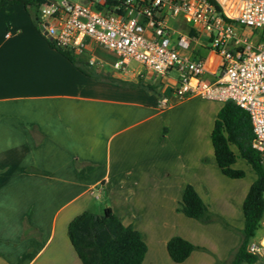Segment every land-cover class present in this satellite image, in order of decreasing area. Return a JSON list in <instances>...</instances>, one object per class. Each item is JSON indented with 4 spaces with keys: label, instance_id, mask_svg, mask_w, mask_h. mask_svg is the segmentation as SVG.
<instances>
[{
    "label": "crops",
    "instance_id": "0c3cea01",
    "mask_svg": "<svg viewBox=\"0 0 264 264\" xmlns=\"http://www.w3.org/2000/svg\"><path fill=\"white\" fill-rule=\"evenodd\" d=\"M167 24L173 35L192 27L176 16ZM193 29L196 40L184 53L203 59L204 76L214 79L220 55ZM255 30V40L250 29L240 32L256 45L262 33ZM96 51L98 77L51 46L26 7L0 8V264H81L67 225L91 211L94 189L140 231L147 244L142 264H165L169 237H184L174 227L185 218L176 210L184 186L191 184L205 202L198 189L208 190L209 162L200 131L213 153L210 133L223 103L177 100L174 71L156 76L142 66L121 73L112 52Z\"/></svg>",
    "mask_w": 264,
    "mask_h": 264
},
{
    "label": "built area",
    "instance_id": "2783aa9c",
    "mask_svg": "<svg viewBox=\"0 0 264 264\" xmlns=\"http://www.w3.org/2000/svg\"><path fill=\"white\" fill-rule=\"evenodd\" d=\"M43 0L36 23L54 48L68 49L91 66L101 64L97 47L112 52L113 68L126 72L131 60L155 75L174 71L172 94L177 100L198 96L233 101L251 120L254 147L264 163V0ZM180 17L207 35L220 55V74L204 76L205 61L184 53L196 37L170 30L167 19ZM258 29L252 44L240 30ZM162 102L167 105L168 100ZM97 198H102L98 192ZM264 225V219H263ZM247 250L257 256L248 264H264V236L252 238Z\"/></svg>",
    "mask_w": 264,
    "mask_h": 264
},
{
    "label": "trees",
    "instance_id": "16d2710c",
    "mask_svg": "<svg viewBox=\"0 0 264 264\" xmlns=\"http://www.w3.org/2000/svg\"><path fill=\"white\" fill-rule=\"evenodd\" d=\"M43 0H0V8L10 4H20L26 7L36 21L37 7ZM216 9L221 6L216 0H207ZM194 35L193 27L188 29ZM51 46L52 42L48 39ZM59 50L77 67L90 75L99 76L98 71L84 58L75 55L68 49ZM122 84L141 85L153 89L151 85L141 82L132 83L110 76H102ZM253 130L248 113L233 101L223 102L216 113L210 139L214 158L221 173L230 178H242L245 172L242 168L234 167L238 160H244L255 173V178L249 185L242 202L244 218L241 229V240L236 246L229 264H248L257 260V256L247 250L249 241L255 231L263 225L264 219V163L258 151L252 147ZM186 217L201 222L212 221L213 216L198 191L186 184L181 200L176 207ZM67 235L81 264H142L147 252V244L140 231L131 224H124L121 216L105 205L102 213L97 214L84 210L75 215L67 225ZM194 244L180 235H172L166 242V251L174 262L185 260Z\"/></svg>",
    "mask_w": 264,
    "mask_h": 264
},
{
    "label": "rangeland",
    "instance_id": "374dc122",
    "mask_svg": "<svg viewBox=\"0 0 264 264\" xmlns=\"http://www.w3.org/2000/svg\"><path fill=\"white\" fill-rule=\"evenodd\" d=\"M251 31L253 32L248 31L251 33L250 40H255L258 31ZM98 49L103 48L98 46ZM142 66L134 60L129 63L131 69L138 70ZM207 138L206 130L200 131V151L204 152L203 156L209 165L203 174L204 180H206L204 184L208 186V190H205L201 185L198 190L201 192L213 219L209 222H201L184 216L183 221H176L178 223L174 227H179L184 237L194 244V249L182 262L178 263L170 259L165 264H229L233 252L241 240V229L244 223L242 202L249 185L255 178V173L250 165L241 159L234 164V167L242 168L245 172L244 177L230 178L223 175L217 166L211 144ZM96 192L97 189L92 192L90 210L100 214L103 207L107 205V200L96 198ZM262 234H264V225L255 231L253 238H259Z\"/></svg>",
    "mask_w": 264,
    "mask_h": 264
}]
</instances>
